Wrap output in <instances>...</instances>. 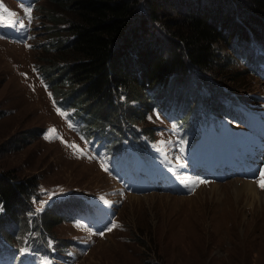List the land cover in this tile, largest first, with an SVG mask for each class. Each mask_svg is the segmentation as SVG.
I'll list each match as a JSON object with an SVG mask.
<instances>
[{
    "label": "trees",
    "instance_id": "obj_1",
    "mask_svg": "<svg viewBox=\"0 0 264 264\" xmlns=\"http://www.w3.org/2000/svg\"><path fill=\"white\" fill-rule=\"evenodd\" d=\"M46 2L47 32L57 49L41 59L50 62L48 82L59 106L71 108L76 132L91 138L102 158L137 169V155L148 158L162 123L173 124L193 145L203 128L218 127L224 118L248 125L242 108L258 107L251 103L256 95L235 91L245 93L248 72L264 76V0ZM222 48L234 51L244 68L230 67ZM189 75L198 90L186 97L177 85L187 84ZM125 143L123 162L112 155ZM36 188L35 178L0 170V235L6 234L0 242L7 249L1 259L10 254L19 263L25 239L32 258L50 251L51 241L62 259L65 244L44 228L46 217L42 223L36 218ZM87 205L72 195L53 200L43 215L93 217Z\"/></svg>",
    "mask_w": 264,
    "mask_h": 264
},
{
    "label": "rangeland",
    "instance_id": "obj_2",
    "mask_svg": "<svg viewBox=\"0 0 264 264\" xmlns=\"http://www.w3.org/2000/svg\"><path fill=\"white\" fill-rule=\"evenodd\" d=\"M30 1L4 0L0 10V28L4 22L10 24L7 34L0 33V170H12L19 178H35L36 218L42 223L46 217L44 228L65 244L62 259L53 249L55 256L46 253L40 264H264V204L253 199L246 185L250 181L264 191L259 186L263 160L253 159L258 167L254 178H207L200 170L175 163L174 170L156 169L154 178L136 188L121 182L97 160L85 134L76 132L66 115L71 108L59 107L44 69L50 62L41 61L57 50L47 32L51 11L47 0H38L30 20L22 6ZM13 15L21 17L11 19ZM26 23L31 30L24 42L17 32ZM221 52L230 58V67L244 68L234 51L222 48ZM248 74L245 93L235 92L256 95L259 99L251 103L264 109V77ZM189 76L187 84L177 85L186 97L198 90L193 75ZM107 112L103 110L102 115ZM163 124L155 132L154 145L167 157L182 156L181 149L171 148ZM252 138L264 143V132L239 133L244 145ZM213 150L209 146L202 154ZM204 165L215 168L206 158ZM72 195L100 202L103 211L112 212L109 223L88 224L87 219L68 214L60 220L52 210L43 215L53 200ZM4 246L0 242L1 257L7 253Z\"/></svg>",
    "mask_w": 264,
    "mask_h": 264
},
{
    "label": "bare ground",
    "instance_id": "obj_3",
    "mask_svg": "<svg viewBox=\"0 0 264 264\" xmlns=\"http://www.w3.org/2000/svg\"><path fill=\"white\" fill-rule=\"evenodd\" d=\"M246 185L248 186V188L250 189V191L253 193V195H254V198L253 199H259L264 204V197L261 196V195L264 194V191L263 190L262 191L257 190V188H256V185L257 184L255 185V183H251L250 181L246 182Z\"/></svg>",
    "mask_w": 264,
    "mask_h": 264
},
{
    "label": "snow or ice",
    "instance_id": "obj_4",
    "mask_svg": "<svg viewBox=\"0 0 264 264\" xmlns=\"http://www.w3.org/2000/svg\"><path fill=\"white\" fill-rule=\"evenodd\" d=\"M26 12H27V14L30 16V14H31V8H30V7L27 8ZM260 175H261V178H262V179H261V181L259 182V186L262 187V188H264V171H262V172L260 173ZM105 203H107V202L105 201ZM112 227H116L115 223H113ZM106 230H107V231H111V228H107ZM100 234L103 235L102 232H101Z\"/></svg>",
    "mask_w": 264,
    "mask_h": 264
}]
</instances>
